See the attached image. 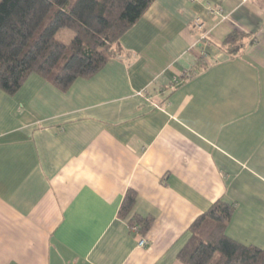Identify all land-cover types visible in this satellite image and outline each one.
<instances>
[{
	"label": "crops",
	"instance_id": "obj_1",
	"mask_svg": "<svg viewBox=\"0 0 264 264\" xmlns=\"http://www.w3.org/2000/svg\"><path fill=\"white\" fill-rule=\"evenodd\" d=\"M232 32L254 42L230 55ZM118 46L65 91L0 89V264H183L217 201L264 251V0H154ZM128 191L143 234L118 218Z\"/></svg>",
	"mask_w": 264,
	"mask_h": 264
},
{
	"label": "trees",
	"instance_id": "obj_2",
	"mask_svg": "<svg viewBox=\"0 0 264 264\" xmlns=\"http://www.w3.org/2000/svg\"><path fill=\"white\" fill-rule=\"evenodd\" d=\"M34 1H0V89L8 95H14L32 74L61 91L76 79L92 77L118 55L119 39L154 0H37L23 19ZM63 30L73 33L68 44L57 38ZM10 34L12 40L5 44ZM245 42L252 44L254 38L232 32L223 44L228 54L236 55ZM135 200L134 192L128 191L117 215L131 232L143 234L152 220L133 214ZM234 211L235 204L217 201L196 218L178 260L183 264H264L263 250L226 235Z\"/></svg>",
	"mask_w": 264,
	"mask_h": 264
},
{
	"label": "rangeland",
	"instance_id": "obj_3",
	"mask_svg": "<svg viewBox=\"0 0 264 264\" xmlns=\"http://www.w3.org/2000/svg\"><path fill=\"white\" fill-rule=\"evenodd\" d=\"M0 1H1V0H0ZM61 1H63V0H61ZM36 5H37V0H35V1L30 5V7L28 8V10L26 11V13H25L24 16H23V19L26 18V17H28V15L31 14L33 8H34ZM23 19H21V21H22ZM21 21H20V22H21ZM20 22H19V23H20ZM12 37H13L12 34L8 35V36L6 37V39L4 40V43H5V44H8V43L12 40ZM57 38H58V40L61 41L62 43H64V44H68V43L71 41V39L73 38V33L70 32V31L63 30V31H61V32H59V33L57 34Z\"/></svg>",
	"mask_w": 264,
	"mask_h": 264
},
{
	"label": "built area",
	"instance_id": "obj_4",
	"mask_svg": "<svg viewBox=\"0 0 264 264\" xmlns=\"http://www.w3.org/2000/svg\"><path fill=\"white\" fill-rule=\"evenodd\" d=\"M211 12L214 14V11H213V10H211ZM216 13H218V14L220 15L221 12H220V10H217ZM133 230L136 231L137 229L134 228ZM137 245H138V247L145 248V247L148 246V243H147L146 240L140 238V239L138 240Z\"/></svg>",
	"mask_w": 264,
	"mask_h": 264
}]
</instances>
